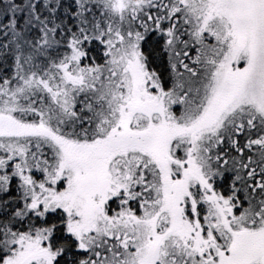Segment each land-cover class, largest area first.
<instances>
[{"label":"snow or ice","instance_id":"obj_1","mask_svg":"<svg viewBox=\"0 0 264 264\" xmlns=\"http://www.w3.org/2000/svg\"><path fill=\"white\" fill-rule=\"evenodd\" d=\"M0 264H264V0H0Z\"/></svg>","mask_w":264,"mask_h":264}]
</instances>
